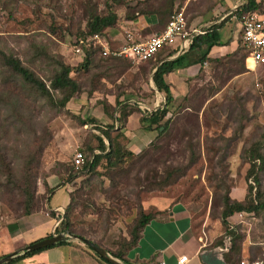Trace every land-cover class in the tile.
<instances>
[{
  "label": "rangeland",
  "instance_id": "obj_1",
  "mask_svg": "<svg viewBox=\"0 0 264 264\" xmlns=\"http://www.w3.org/2000/svg\"><path fill=\"white\" fill-rule=\"evenodd\" d=\"M90 1L96 3L99 12L105 9L106 0H1L0 48L18 57L23 65L33 70L49 86L51 61L58 58L68 65H76L79 61L77 55L74 56L69 50L72 36L69 31L86 28V6L90 5ZM124 1L115 4L120 19L124 18L125 4L136 3L135 0ZM246 1L198 0L195 10L214 9L213 17L220 22L230 15L231 10ZM183 4L178 2L174 10ZM184 12L190 29L193 14L189 12L193 10L189 6V9L185 7ZM238 21L236 16L231 17L224 21L223 26H230L234 34L233 28ZM40 48L45 49L49 56H38L37 50ZM234 56L238 57V54ZM230 59L214 60L208 67L210 78L196 82L184 98L173 102L167 114L173 122L167 134L157 141L161 148L133 165L128 174L114 173L111 180L106 176L105 165L97 169L102 171L106 167L102 176L96 172L81 171L69 180L74 186L72 194L78 197V205L70 212L72 227L77 232L113 250L118 239L128 238L127 232L139 208L146 211V199L171 196L189 205L194 214V230L202 237L206 248L213 245L212 241L216 240V243L222 239V248L229 250L231 240L224 235L219 219L211 217L213 209L220 210L224 188L230 186V196L236 200L244 199L249 185L252 186L253 195L258 186L264 189V172H260L258 185L252 177L246 179L250 165L243 154V148L264 131V66L255 67L249 75L234 76L243 69L237 68L239 64ZM91 61L87 68H74L71 76L79 83L80 90L75 94L74 102L70 100L64 107L48 103L47 99L37 96L21 81L13 78L6 81L9 72L1 71L0 66V90L13 89L15 98L13 107L0 103L2 139L9 147L4 149L5 154L11 163L13 175L18 178L22 173L20 170L26 159L25 154L37 152L34 162L37 169L35 171L36 166L33 167L36 173L32 176L36 182V201L41 205L48 195L45 183L48 187L57 186L64 177L63 165L71 166L75 151L83 150L87 155L85 146H96L93 135L99 131L93 124L84 126L83 121L86 116L101 120L102 112L112 109L107 102L108 94H116L119 86L128 83L138 91L139 98L151 103L153 93L142 87L149 84L148 78L139 74L146 71V65L130 63L129 68H117L99 54ZM247 64L253 66L250 59ZM230 67L238 70L233 72ZM120 77L119 84L117 80ZM52 92L57 99L59 93ZM14 111H20V121L9 117ZM194 114L198 116L197 122L190 116ZM12 121H15L16 127L11 125ZM191 141L197 142L196 154L193 155L195 161L187 168L186 174L163 189H147L149 177L151 179L156 172L163 174L165 165L185 166L190 162L193 153L186 146ZM144 148L135 153H141ZM6 177L7 168L0 166V227L14 218L12 207L21 200L16 187L12 190L6 188ZM66 196L65 189L60 187L51 203H61ZM235 213L228 218L232 228L235 227V233L240 236L236 239L240 252L235 264H264V211L260 216L246 212V215L237 217Z\"/></svg>",
  "mask_w": 264,
  "mask_h": 264
},
{
  "label": "crops",
  "instance_id": "obj_2",
  "mask_svg": "<svg viewBox=\"0 0 264 264\" xmlns=\"http://www.w3.org/2000/svg\"><path fill=\"white\" fill-rule=\"evenodd\" d=\"M178 2L179 0H174V9ZM196 2L189 1L186 4L187 6H185L188 9L190 6L191 10H193V12H189V14H193L190 21L191 27L188 29L186 18V29L188 32L196 29L201 32L198 34H202L206 28L215 25L219 20L213 17L214 9L211 11H206V9L202 8L195 10V7H197ZM232 11L234 10H231V12ZM157 21L158 17L155 13L140 15L131 21L123 18L118 21L115 27L106 28L102 32L110 38L112 44L119 46L124 41L122 33L124 29L128 28L135 35H139V33L143 31L142 33H145V36L147 35L146 37H148L151 33L144 30L151 29ZM231 30L230 26H223V28L219 30L220 42L210 47L205 59H202L200 48L190 47L192 40L185 48H181L182 43L178 41L175 45L162 49L156 53L152 59L148 60L149 62L151 61L150 63H148V61L136 63L128 57L114 56L116 58L113 57L112 60L109 61V64L116 65L117 68H129L131 67V65H129L130 63L135 65H146V71L144 73L140 72L139 74L148 78L149 84L142 87L145 88L146 91L150 90L153 93V97L150 99L151 103L139 98L137 94L138 91L131 85H128V83H125V85L118 87V92H116V94L107 95V102L112 109L110 111L107 109L104 111L102 110L103 118L100 117L101 120L86 116L83 121L84 126L90 123L96 127L106 129L108 125H111V136L134 153L136 150H141L149 145L158 136L156 126L161 122L158 120L161 113L165 111V94L158 90L152 78L153 72L156 70L157 66L164 61L174 60L178 56H185V59L181 61L178 67H175L172 71L163 76L173 96V102H178L181 98L186 96V93H188L192 85L199 81H207L208 78H210L208 76V70L214 60L223 59L239 51L241 46L239 43L241 33L240 20L234 25V34ZM69 47L70 52L74 56L77 55L79 58L76 65H70L73 67L72 72H74V68H77V65L84 60V53L75 54L72 51L70 43ZM247 63L248 60H246L245 57L243 63L239 64L237 67L242 68L243 73L236 72L238 69L235 67L233 72L236 73L234 76L237 74H239V76L249 75L255 67H250ZM121 73L123 72H119V74ZM128 75L129 74H127V76ZM120 80L121 77L117 80V83L120 84ZM110 86H113V84H110ZM75 94L68 102L70 100L74 102ZM171 106H169L168 113H170ZM156 111L157 113L151 116ZM124 112H128V114L124 116L122 120ZM119 115L120 120L116 118ZM142 116L146 118L149 117V122L146 121L143 123L141 121ZM167 118L166 115L165 119ZM89 119H92V122H87ZM161 129L162 127L160 130ZM105 143H108L106 139ZM81 151L84 153L83 150ZM93 152L94 154H98L100 150L94 149ZM105 165L107 166L106 158L103 157L96 166L95 172L102 176L106 167L102 168V171L97 169ZM55 185H57V182L54 186ZM60 187L64 188L67 194L65 200L61 203H51L53 197L59 192ZM73 189L74 186L69 183V181L58 184L55 186L54 190L47 195L46 200L43 201L44 203L42 202V206L39 210L17 219H11L7 221L4 226L0 227V258L12 252H17L16 256L11 260L16 259V257L22 255L20 249L23 246L57 234L55 228L60 221V219H57V213L62 214L64 212L65 207L70 203L71 195L74 192ZM144 208L146 213L153 214V216L143 227L138 243L126 253V257L131 264H159L161 261H164L165 264H177L178 257L181 255H186L188 257L186 264H206L201 259V253L204 250L222 247V245H216L206 248L207 245L200 240L202 237L197 235V232L194 230V214L191 208H189V205L185 204L182 200H174L171 196L152 197L145 200ZM228 220L230 222V219ZM64 233L68 234V232ZM63 241V244L58 245L55 243L30 255L20 256L11 264H106L95 255L96 253L91 248L89 249L86 247L87 245L85 246V244L79 240L66 238ZM215 241L216 240L211 243L215 244ZM225 253L223 254V258L225 257Z\"/></svg>",
  "mask_w": 264,
  "mask_h": 264
},
{
  "label": "trees",
  "instance_id": "obj_3",
  "mask_svg": "<svg viewBox=\"0 0 264 264\" xmlns=\"http://www.w3.org/2000/svg\"><path fill=\"white\" fill-rule=\"evenodd\" d=\"M136 3L134 5L128 3L125 4V11H124V19L131 21L134 20L136 17L140 15H149L152 13L157 14L158 21L155 25L151 27V29H146L144 31L150 32L151 34L154 32L162 31L169 20L171 14L173 13L174 9V0H135ZM185 0H179V2H184ZM125 3L124 0H106L105 1V9L103 11L98 10V7L90 1V5L86 6V28L85 29H78L75 32H71V37L69 40L73 38H89L95 33H101L104 29L115 27L120 20V16L115 10V4ZM1 3V0H0ZM256 11L258 13L264 14V1L263 0H247L244 4L239 6L237 9L232 11L227 18H224L220 22L212 25L204 30V33L195 35L192 39V43L190 45L191 48H200L202 59H205L208 50L214 44H218L220 42L219 30L223 27L224 21L231 17H237L239 20L247 13ZM186 17V15H185ZM143 32V31H142ZM139 33L138 36L144 38L146 37L143 33ZM240 43V42H239ZM161 51V50H160ZM83 53H84V60L80 62L77 66L87 68L91 63L92 59L96 55L99 54V57L106 58L104 59L106 62L112 60L114 56L108 55L103 56L101 54V50L99 47H93L90 44L83 46ZM158 53V52H157ZM235 57L234 55H237ZM38 56H49L47 51L43 48L37 50ZM247 56V50L244 46H240L239 51L229 55L231 57L230 61H235L234 63L241 64L243 63L245 57ZM52 57H55L52 55ZM116 58V57H114ZM152 59V58H150ZM185 59V56H178L176 59L171 61H164L160 65L157 66L156 70L153 72L152 78L153 81L158 88L159 91L164 92L165 94V111L161 113V116L158 120L161 122L157 124L156 128L158 130V136L149 144L147 145L141 153H134L125 148L121 143L116 141L110 134V129L112 128L111 125H108V128H101L96 127L99 131V134H94L93 137L96 141V146H89L86 145L85 148L88 152L85 157L86 160L83 165L80 166L78 171L76 172L74 165L71 166L63 165V173L64 177L60 180L59 184L63 182H68L72 180L79 172L85 171L91 174H95V168L99 164L100 160L105 157L107 162V173L106 176L110 177L112 180V175L116 174H128L127 172L130 168L138 163L141 159L145 158L149 154H152L154 151H157L161 148V145L157 143L161 138L167 134L169 130L170 124H172V118L169 117L165 119L167 113L169 112V106L173 104V96L169 90V87L165 83L163 76L164 74L172 71L175 67H178L181 64V61ZM149 60V59H148ZM145 60V61H148ZM220 60V59H219ZM142 62V61H141ZM144 62V61H143ZM151 62V61H150ZM148 61V63H150ZM226 63V62H225ZM52 65V74L50 76V84L47 86L44 81L37 75L33 70L29 67L22 64L20 59L16 56H13L11 53L7 54L0 48V66L2 67L1 71L9 72V76L5 78L8 81L9 78H13L15 81H21V84H24L26 88L30 91L34 92L37 96L43 97L47 99L48 103H53L58 105V107H64L68 100L80 90L79 83L75 78L71 76V72L73 71V67L64 63L60 59L57 58L56 61L50 62ZM229 64V62H227ZM152 65V64H151ZM228 67V66H227ZM232 71L235 69L230 67ZM15 87V85H14ZM13 89H8L6 91L0 90V103L9 104L13 107V102L15 98L12 94ZM52 91H56L59 93V97L55 99L54 94ZM158 111V110H157ZM153 113L151 116H154ZM131 112V111H128ZM128 112H124L122 116H126ZM121 115V114H120ZM120 115L116 117L120 120ZM191 117L195 118L197 122L198 116L196 114L190 115ZM11 118L16 121H20L18 119L22 118L20 111H14L10 114ZM149 117L142 116L141 121L145 123L146 121L149 122ZM87 122H92V119L87 120ZM11 125L16 127L15 121H12ZM162 129L160 130V128ZM32 133L34 132L33 128L30 127ZM0 127V166H5L7 168V177L5 186L9 190H12L16 187L21 195V200L18 205L12 207L13 212V219H17L22 216L29 215L37 210L42 206L41 202L37 203V196H36V182L33 179V174H35L37 166L34 162L37 160V152L34 154H25L26 159L24 160L23 167H21L22 173L17 178L15 177L14 172L11 167V163L8 160V156L5 154L6 148L9 149L4 143V133ZM8 130V128H6ZM105 139L108 143H105ZM192 143H188L186 148L191 150L193 154L190 156V162L185 166L181 165H165L163 169V174L156 172L154 175H151V179L149 177V181L147 180L148 177L146 176L147 185L146 188L149 190L153 189H163L164 187L175 183L179 178L184 176L187 172V168L190 164L194 163L195 157L193 158L194 151H195V144L196 141H191ZM42 146V145H41ZM40 146V147H41ZM27 148V147H26ZM94 149H99L100 153L94 154ZM196 154V153H195ZM243 154L246 162L249 163V169L246 174V179L250 177L253 178L254 182L258 185L261 181L260 179V172H264V131L261 132L259 137L253 140L248 146L243 148ZM35 167V171L34 170ZM138 177V174H135ZM223 177H220V179ZM219 179V181H220ZM224 182V179H221ZM2 184V181H0ZM261 185L258 186L257 190L255 191V195L252 192V186L249 185L248 191L244 197V199H233L230 196L231 187L226 186L224 188V192L222 193V202L220 210L217 211L213 209L211 212V217L218 218L221 225L224 228V235L228 236L231 240V246L229 250L225 253V261L227 264H235V258H238L240 252V246L236 244V239L240 236L238 233H235L234 228H232L231 222H229L228 218L235 212H252L257 216L261 215V212L264 211V189H260ZM55 187H48L47 183H45V191L46 194H50ZM78 198V197H77ZM71 195L70 203L65 207V210L62 214L57 213V219H60L58 225L55 228L56 233L61 232H68L69 234H75L78 236H82L94 241L96 244L102 246L103 248L107 249L114 257L120 259L126 264H131V262L127 259L126 253L127 251L135 246L138 243V239L141 236V232L143 227L150 221L153 214L146 213L141 207L138 210L137 216L133 223L130 225L128 230V238H120L116 241V246L114 250H109L108 248L104 247L100 241L95 240L94 238H90L83 234L82 232H77L72 226L73 223L71 221L70 212L73 208L78 205V199ZM64 241H59L56 244H63ZM222 245V239L218 240L212 246ZM86 246V245H85ZM88 247V246H86ZM25 246L20 249L22 255H30L36 251L42 250H35V251H25ZM90 249V247H88ZM102 262L106 264H110L105 261L103 258L95 254ZM20 256L16 257L19 258ZM16 259L1 263V264H11Z\"/></svg>",
  "mask_w": 264,
  "mask_h": 264
},
{
  "label": "built area",
  "instance_id": "obj_4",
  "mask_svg": "<svg viewBox=\"0 0 264 264\" xmlns=\"http://www.w3.org/2000/svg\"><path fill=\"white\" fill-rule=\"evenodd\" d=\"M189 1L185 0L183 6L174 10L164 29L154 32L146 38H142L132 33L128 28L122 31L124 41L119 46H115L104 32L95 33L89 38H73L69 40L72 51L75 54L83 52V46L91 43L93 47H99L103 56H123L138 63L155 56L157 52L167 47L175 45L178 41L182 43L181 48H185L193 37L201 33L199 30L188 32L186 29L185 6ZM241 33L240 44L247 50L246 60L252 61L253 67L264 66V14L256 11L245 14L240 19ZM86 157L81 150H76L72 164L75 169H79L84 164ZM246 212L235 213L237 217L246 215ZM200 240H202L200 238ZM188 257L181 255L177 264H186ZM159 264H165L161 261Z\"/></svg>",
  "mask_w": 264,
  "mask_h": 264
},
{
  "label": "water",
  "instance_id": "obj_5",
  "mask_svg": "<svg viewBox=\"0 0 264 264\" xmlns=\"http://www.w3.org/2000/svg\"><path fill=\"white\" fill-rule=\"evenodd\" d=\"M66 238L68 239H75L79 240L80 242L84 243L88 247H90L98 256L103 258L105 261H107L110 264H126L120 259L114 257L107 249L103 248L102 246L96 244L94 241L78 236L75 234H65V233H57L54 235H51L49 237L40 239L38 241H35L33 243H30L25 246V251H35L39 250L48 246H51L59 241H63ZM227 248L218 247L211 250H204L201 253V259L206 264H227L226 261L223 258V254L227 251ZM17 252H12L8 255H5L0 258V264L10 261L13 257H15Z\"/></svg>",
  "mask_w": 264,
  "mask_h": 264
}]
</instances>
